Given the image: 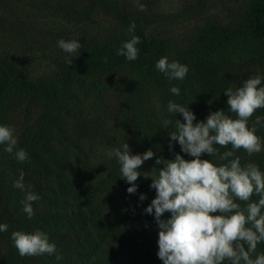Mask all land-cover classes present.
Returning <instances> with one entry per match:
<instances>
[{
	"label": "trees",
	"instance_id": "1",
	"mask_svg": "<svg viewBox=\"0 0 264 264\" xmlns=\"http://www.w3.org/2000/svg\"><path fill=\"white\" fill-rule=\"evenodd\" d=\"M131 35L141 39L134 61L117 55ZM71 38L82 44L76 56L58 47ZM165 56L188 66L183 80L169 81L156 69ZM258 74L264 76V0H0V125L13 126L17 149L28 153L20 162L15 149L9 154L0 145V224L8 225L0 232V264H163L158 225L144 211L156 195L145 176L163 167L157 158L192 159L170 141L176 119L184 121L168 112V102L188 105L197 121L220 109L235 118L224 90ZM257 116L264 108L249 126ZM256 134L264 138V127ZM124 143L132 154L156 153L139 169L132 194L118 161L106 154ZM234 156L264 171V151ZM21 171L40 197L31 219L25 191L13 187ZM37 229L62 260L19 255L11 233ZM257 254L264 242L252 258Z\"/></svg>",
	"mask_w": 264,
	"mask_h": 264
},
{
	"label": "clouds",
	"instance_id": "2",
	"mask_svg": "<svg viewBox=\"0 0 264 264\" xmlns=\"http://www.w3.org/2000/svg\"><path fill=\"white\" fill-rule=\"evenodd\" d=\"M138 7L145 10L143 4L138 3ZM134 30L133 22L129 33ZM57 43L70 56H76L82 47L78 38L60 39ZM139 43L140 37L131 35L117 49V55L136 60ZM67 63L71 65L73 61L69 59ZM156 69L169 81L183 80L189 71L187 65L170 62L166 56L157 61ZM170 92L178 96L180 89L174 86ZM224 93L227 109L235 118L220 109L211 112L206 121H197L188 105L168 102V112L181 114L184 121L176 119L175 130L169 131L170 141L178 142L181 151L192 159L179 153L171 160L157 158L155 165L163 167L154 166L152 171L158 169L157 174L145 176L151 177L150 188L155 189L156 195L144 211L154 215L158 225L157 256L163 264H264V254L252 258L258 244L264 242V171L255 163L242 165L240 157L234 156L240 149L249 156L264 151V138L256 134L264 127V117L257 116L249 126L253 114L264 108V76L247 78L242 86L228 87ZM170 124L166 120L163 128L168 129ZM17 144L15 128L0 125V145H6L4 151L9 154L15 149V158L24 162L28 153L17 149ZM216 145L224 148L231 145L232 150L220 153ZM106 154L118 161L121 178L131 185L127 189L130 194L137 191L135 182L141 176V166L156 156L151 149L132 154L127 143ZM203 154L211 159H202ZM13 187L25 191L23 211L31 219L35 214L33 202L40 197L30 190V185H25L23 171ZM254 195L255 201L251 199ZM146 198L145 194L140 195L141 201ZM165 213H170V217L162 218ZM7 230L8 225L0 224V232ZM11 240L22 257L55 254L57 260L63 259L49 235L39 229L32 233L13 231Z\"/></svg>",
	"mask_w": 264,
	"mask_h": 264
}]
</instances>
